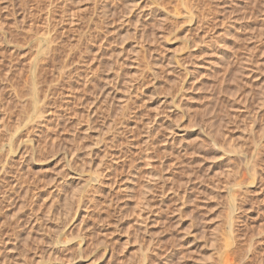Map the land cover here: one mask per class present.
I'll return each instance as SVG.
<instances>
[{"label":"rangeland","instance_id":"1","mask_svg":"<svg viewBox=\"0 0 264 264\" xmlns=\"http://www.w3.org/2000/svg\"><path fill=\"white\" fill-rule=\"evenodd\" d=\"M0 100V264H264V0H0Z\"/></svg>","mask_w":264,"mask_h":264},{"label":"bare ground","instance_id":"2","mask_svg":"<svg viewBox=\"0 0 264 264\" xmlns=\"http://www.w3.org/2000/svg\"><path fill=\"white\" fill-rule=\"evenodd\" d=\"M27 4V3H26ZM29 5V4H28ZM27 6V5H26ZM40 67V66H39ZM42 68V67H41ZM37 69V68H36ZM40 70V69H39ZM44 71V70H43ZM38 71L36 70L34 73H33V78H32V81H31V87H30V92H31V97H32V101H31V105L32 106H34L35 107V104H38V102L39 101H42L43 102V99H44V103H42L41 104V106L43 105H45V102L47 101L46 100V97L48 96V91H49V94L51 93V91L50 90H47V92L45 93V91L43 92V88H41L40 86V88L36 85V81L37 80H39L38 79V73H37ZM41 74V73H40ZM44 74V73H43ZM42 74V75H43ZM46 74V73H45ZM39 77H41V76H39ZM43 77H45V76H43ZM37 78V79H36ZM35 79H36V81H35ZM43 79V78H42ZM41 79V80H42ZM46 79V78H45ZM39 80L41 83L40 84H42L44 81L42 80ZM38 81V82H39ZM51 82V81H50ZM90 83V82H89ZM38 84V83H37ZM39 85V84H38ZM43 85H45V82H44V84ZM15 87V86H14ZM49 87H51V86H49ZM48 87V89H51V88H49ZM16 89V87L14 88V92L16 93L15 95H19V94H17L19 91L18 90H15ZM47 89V88H46ZM41 94H44L45 96L43 97V99L41 100ZM51 95V94H50ZM46 100V101H45ZM1 101V100H0ZM49 101V100H48ZM40 104V103H39ZM40 106V105H39ZM43 106L42 107H40V108H43ZM45 108V107H44ZM40 110V109H39ZM41 112V111H40ZM43 114H44V112H42ZM42 113H41V118H43V116H42ZM42 123V122H41ZM12 142L13 141H11L10 142V144L12 145ZM6 163H7V160L5 159V158H3V159H1L0 158V175L1 174H3L4 173V171H5V166H6ZM5 174V173H4ZM16 179H18V178H16ZM20 179H21V177H20ZM20 179H18L17 181H19ZM14 182H16L15 180L13 181V183ZM17 183V182H16ZM254 182H252V183H250V185L251 184H253ZM15 184V183H14ZM19 184H21V183H19ZM18 184V185H19ZM13 185V184H12ZM10 187V186H9ZM13 187V186H12ZM16 187H18L19 188V186H16ZM15 188V187H14ZM26 192H28V190L26 191ZM30 192V191H29ZM28 194V193H27ZM31 199H32V197H31ZM1 212V211H0ZM19 221V220H18ZM230 230H232V232H231V237H230V239L231 240H234V238H235V236L233 237V235H232V233H233V229H232V227L230 228ZM235 235V234H234ZM233 242V241H232ZM232 245H233V243H231ZM231 248H232V246H230ZM15 250V249H14ZM229 250H231V249H228L227 251H229ZM231 252V251H230ZM229 252V253H230ZM232 253V252H231ZM235 253V252H234ZM230 255V254H229ZM236 262H234L233 264H235ZM25 264V263H24ZM226 264H230V262H229V260H228V262L226 261ZM236 264H240V262L239 263H236Z\"/></svg>","mask_w":264,"mask_h":264}]
</instances>
